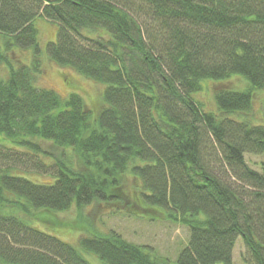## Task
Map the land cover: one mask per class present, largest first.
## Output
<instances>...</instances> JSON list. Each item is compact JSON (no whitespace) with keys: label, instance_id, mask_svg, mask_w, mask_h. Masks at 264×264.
<instances>
[{"label":"trees","instance_id":"16d2710c","mask_svg":"<svg viewBox=\"0 0 264 264\" xmlns=\"http://www.w3.org/2000/svg\"><path fill=\"white\" fill-rule=\"evenodd\" d=\"M37 19L57 26L43 49ZM0 40V264H233L238 238L244 262L264 264V125L248 117L264 0H0ZM30 49L29 64L10 56ZM43 53L104 84L100 108L37 88ZM207 82L215 111L195 99ZM90 205L157 211L187 244L172 262L113 230L72 245L22 217Z\"/></svg>","mask_w":264,"mask_h":264},{"label":"rangeland","instance_id":"374dc122","mask_svg":"<svg viewBox=\"0 0 264 264\" xmlns=\"http://www.w3.org/2000/svg\"><path fill=\"white\" fill-rule=\"evenodd\" d=\"M35 24L38 28V42L42 49L48 42L56 40L57 26L54 23L37 19ZM0 45L2 46L1 42ZM10 56L15 62L20 61V63L29 64L33 50H15L10 53ZM227 84L239 90L245 89L247 86L240 77L230 78ZM35 86L39 89L53 90L62 97L76 93L82 97L86 107L92 112L100 108V96L105 88L104 84L89 80L69 68L56 66L44 53L41 56V67L35 78ZM214 87L213 83L207 82L204 84L203 90L195 96V99L209 111H215ZM248 117L252 123L264 125V89L254 91L252 108ZM43 148L57 157L61 153L49 145L43 146ZM66 155L70 156V151H66ZM261 159L262 156L245 155L247 165L257 172L260 171L259 162ZM42 160L49 163L51 157L47 156ZM70 160L75 164L74 156H70ZM20 170L22 174L36 182L50 180L48 173H36L29 166L21 167ZM134 210L135 214L128 215L115 207L90 205L82 209L72 207L62 213L41 211L35 215L22 217L39 230L55 235L72 245H76L78 238L88 235L91 231L108 233L113 230L128 242L149 247L159 256L174 262L179 252L187 244L188 229L183 225L167 221L157 211L148 209L142 211L137 208ZM244 256L245 250L242 241L238 238L232 251L233 264H246ZM86 258L94 263V259L90 256H86Z\"/></svg>","mask_w":264,"mask_h":264}]
</instances>
